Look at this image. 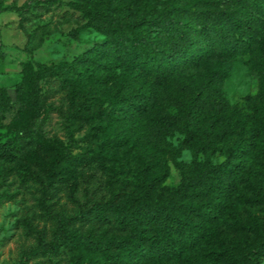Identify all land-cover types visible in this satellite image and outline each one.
<instances>
[{
  "label": "trees",
  "instance_id": "16d2710c",
  "mask_svg": "<svg viewBox=\"0 0 264 264\" xmlns=\"http://www.w3.org/2000/svg\"><path fill=\"white\" fill-rule=\"evenodd\" d=\"M66 5L84 12L87 25L104 40L59 66L36 62L27 87L16 84L15 98L0 86V122L25 101L41 105L50 90L59 92L66 76H74L113 92L117 119L140 127L144 122L139 135L155 150L183 123L194 157L210 150L214 141L237 134L242 144L237 150L249 148L258 166L245 169L230 158L200 165L194 158L189 177L174 191L155 178L128 197L93 203L60 220L56 240L43 243V252L61 256L80 249L87 256L80 255L77 264H186L188 255L201 250L210 264H259L264 258V120L240 124L222 93L227 72L216 69L201 76L199 71L212 59L246 55L264 73V0L163 7L124 29L105 17L103 0H70ZM5 10L20 7L5 5ZM258 92L264 93L263 79ZM167 106L180 113H170ZM42 118L46 123L50 115ZM9 154L0 142V160ZM72 161L81 165L96 158ZM44 170L50 183L56 174L68 172L59 163Z\"/></svg>",
  "mask_w": 264,
  "mask_h": 264
},
{
  "label": "rangeland",
  "instance_id": "374dc122",
  "mask_svg": "<svg viewBox=\"0 0 264 264\" xmlns=\"http://www.w3.org/2000/svg\"><path fill=\"white\" fill-rule=\"evenodd\" d=\"M68 1L0 0V86L12 98L17 83L27 87L36 62L59 66L104 40V35L87 25L85 13L66 5ZM218 1L103 3L105 17L124 29L131 21L153 16L159 8H196L200 2L214 5ZM5 5H17L20 10L2 11ZM216 69L227 72L222 93L234 118L245 127L251 121L262 122L264 93L259 95L258 82L264 80V73L246 55L234 60L212 59L199 72L204 76ZM168 89L176 95L171 83ZM48 93L41 105L31 107L25 101L0 122V142L6 143L10 153L5 161L0 160V264H77L80 255L87 256L80 249L61 256L43 252V243L56 240L60 220L93 203L128 197L155 178L174 191L189 177L195 159L200 165L230 158L243 163L245 169L258 166L249 148L237 150L242 146L237 134L214 141L210 150L194 157L191 136L183 123L160 141V149L147 146L139 135L144 122L140 127L117 119L114 93L90 80L66 76L59 92ZM78 109L82 119L77 116ZM167 110L180 113L173 106ZM45 113L50 115L46 123L42 118ZM82 156L95 157L96 162L74 165L72 159ZM53 163L68 172L56 174L50 183L43 171ZM184 263L210 264L201 250L188 255ZM259 264H264V258Z\"/></svg>",
  "mask_w": 264,
  "mask_h": 264
}]
</instances>
